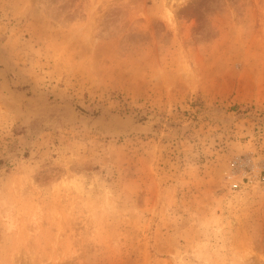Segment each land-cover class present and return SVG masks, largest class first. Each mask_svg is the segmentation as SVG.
I'll use <instances>...</instances> for the list:
<instances>
[{
    "label": "rangeland",
    "instance_id": "rangeland-1",
    "mask_svg": "<svg viewBox=\"0 0 264 264\" xmlns=\"http://www.w3.org/2000/svg\"><path fill=\"white\" fill-rule=\"evenodd\" d=\"M0 264H264V0H0Z\"/></svg>",
    "mask_w": 264,
    "mask_h": 264
}]
</instances>
